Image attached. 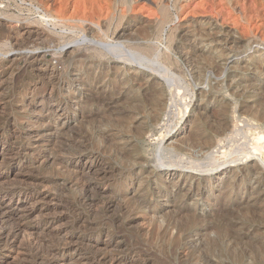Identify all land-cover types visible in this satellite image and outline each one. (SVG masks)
Instances as JSON below:
<instances>
[{
    "label": "rangeland",
    "instance_id": "1",
    "mask_svg": "<svg viewBox=\"0 0 264 264\" xmlns=\"http://www.w3.org/2000/svg\"><path fill=\"white\" fill-rule=\"evenodd\" d=\"M125 1L124 5L121 0H36L35 8L61 22L49 25L47 30L54 31L49 36L39 32L17 36L12 27H41L40 14L30 0H0V21L7 24L0 26V264H205L198 259L201 253H193L188 244L200 246L208 240L201 231L213 222L210 215L215 210L240 202L244 204L229 219L243 241L219 246L212 264H264V184L256 182L263 176L246 170L254 161L212 175L157 168L156 141L150 133L138 143L123 127L113 131L106 125L100 129L109 135L119 131L111 149L102 150L96 140H82L69 151L65 147L68 138L60 133L64 123L60 109L65 107L58 91L63 84L60 75L69 81L91 76L86 82L103 96L118 86L127 90L150 84L162 93L159 109L169 111L172 93L159 80L162 77L145 73L128 58L168 72L180 87L181 94L176 95L180 102H175L178 108L174 104L177 110L173 108L180 119L167 146L181 145L193 131L202 105L212 111L216 106L227 108L231 131L239 120L264 126V29L257 30L264 25L263 7L257 13L254 0H237L235 6L228 0H181L163 32L167 25H161L158 0ZM200 20L211 25L202 26ZM222 24L215 42L198 34L192 40L179 37L197 28L215 35V26ZM122 26L128 36H122ZM84 36L113 48L104 53L94 43L77 45ZM231 38L241 40V48ZM140 41L147 43L138 45ZM119 43L128 45L132 57L120 51ZM62 45L70 48L60 53ZM84 95L88 93L81 89L75 93ZM185 97L191 98L189 114L184 113ZM89 154L99 156L92 171L84 169L90 164ZM183 156L205 161L195 148L167 154V161L178 163ZM254 188L258 194L250 195ZM177 207H188L192 216L206 220L188 228V217L174 215ZM178 225L183 226L181 231Z\"/></svg>",
    "mask_w": 264,
    "mask_h": 264
},
{
    "label": "bare ground",
    "instance_id": "2",
    "mask_svg": "<svg viewBox=\"0 0 264 264\" xmlns=\"http://www.w3.org/2000/svg\"><path fill=\"white\" fill-rule=\"evenodd\" d=\"M11 1H13V0H11ZM30 1H32L31 7L34 9V11H36L37 13L40 14L38 22H41V23H39L38 25L39 26L41 25V27H36L33 25L29 26L27 24L26 25L21 24L20 26L12 27L13 33L17 36H18V34L22 35V33H26L28 36L29 34L32 35L33 33L36 34L38 32H39L38 35H40V34L48 35L49 33L51 34L52 32H54V31L49 32V31H51V29L48 31L47 28L48 27L50 28L51 26L57 27L61 21L58 18H56L55 16L50 15V13L49 14L42 13V12H40V8H38V7L35 8V5L33 3L36 0H30ZM121 1H122L121 2L122 4H124V5L127 4V2L125 0H121ZM180 1L181 0H176L173 4H170V3L168 4L165 2V0H158V4L156 6H157L159 12L162 14V17H163L161 25H167L173 20V11H175V9H177ZM228 1L230 3H232L234 6L236 3H238L237 0H228ZM6 3H8V2H6ZM254 3L256 5V12L257 13H260L261 10H263V12H264V0H254ZM262 7H263V9H261ZM234 9H235V7H234ZM118 17H120V16L118 15ZM0 20H1V18H0ZM34 21H35V19H34ZM3 22H6V21H3V20H2V22L0 21V26H6L7 27V24L3 23ZM13 23H15V22L13 21ZM198 23H200V22H198ZM224 23H225V21H224ZM209 24L201 21L202 26L209 25ZM49 25H51V26H49ZM9 26H11V25H9ZM212 26H214V24H212ZM224 26H225L224 24H222L221 27L216 25L214 29L218 30V32H216L215 35L208 33L206 30L197 28L196 31L194 30L192 33H189V32L186 33L183 31L179 34V37L181 39L192 40L193 37L198 34L202 38V40L209 39L211 42H215V41L219 40L217 38L218 37L217 35L219 33L223 32ZM34 28H36V29H34ZM122 28H123L121 31L122 36H128L130 34V33H128L129 32L128 29L124 28L123 26H122ZM146 28H149V27H146ZM160 28H158V30ZM162 28H163V32H165L166 29L168 28V25L165 27L163 26ZM52 29H54V28H52ZM260 29H264V25H263V27H257V30H259V32H260ZM8 32H10V31H8ZM45 32H47V33H45ZM100 32H102V31H100ZM174 33H176V32H174ZM8 34H10V33H8ZM190 34H191V36H190ZM102 35L104 36V34H102ZM230 35H231V33L228 32L227 37ZM109 36H107V39ZM44 37H47V36H44ZM58 37H60V36H58ZM169 37H170V35H169ZM225 39H227V38H225ZM139 40H141V39H139ZM91 41H93V42H91ZM229 41H231L236 46V48H241V46H240L241 40H239L237 38H231ZM263 42H264V39H263ZM77 43H78L77 45H80V46L85 44V43H88V44L94 43V46L96 48L100 49L101 51H103L104 53L110 52V49L113 48V44L104 43V42L101 43V41L96 42L94 39L88 40V38H86L85 36L82 37V39L80 41H77ZM145 43H147V42H144V41L141 42L140 41V42H138V45L143 46ZM253 43H255L257 45H262L261 42H259L257 40H255ZM118 46L120 47V51L122 53L129 55L130 52L126 48V46H128L127 44L125 46L124 43H119ZM135 47H137V46H135ZM69 48H70V46H68V45H64V46L62 45V47L59 49V52L63 53L66 50H68ZM143 50H144V48H143ZM204 51H205V49H203V52ZM57 52H58V50H57ZM255 52H259V50H255ZM189 55H191V54H189ZM129 56L132 57V55H129ZM157 57L159 59L160 55H157ZM127 61H129L132 65H138L140 67V69H142V71H144V69H145V71H144L145 73L153 74V75H159L163 78V80H162V78L160 77L161 79H159V80L163 84H165L167 86L168 90L172 93L171 100L173 101V103L170 104L169 111L168 112L165 111L166 107L159 109L160 97H162V93L159 90H157V88L153 87L150 84H145V86H140L137 89L135 87H131L127 90L122 88L121 86H118L117 88H114L111 91V93H109L107 96L106 95L103 96L101 93H99V91L97 89H94L95 87L93 88L92 85H90L91 82L89 84L86 82V81L91 80V76L83 75L77 79L75 78V80H73V81H69L68 77L66 75H60L59 77H60V79L63 80V84L61 85V88L59 87L60 90H58V91L60 92V95H61V98H60L61 101H65V107H61V109H60V112H61L60 116H62L64 118L63 119L64 123L62 122L63 124L61 125L60 133L64 137L68 138V141L65 143L66 144L65 147L67 149L69 148V146H70V148L71 147L77 148L78 147L77 145L82 140L83 141L96 140L100 145L102 144L101 149L106 151V150L111 149L113 147V145H114L113 143L115 142L116 137H118L119 131L115 135H109L110 132H105L102 129H100V127L106 125V126H109L110 128H112L113 131H117L118 129L123 127L124 132H127L128 134H130V136H131L130 138L138 140V143H139V140L143 139L144 135H146L147 133H150V138L153 137V140L156 141V144H154L153 147H154V156H155L154 162L156 163L157 168H167V169H170V171H174L176 169H180V170L183 169V170L189 171L191 169L193 171H197L198 173H202V174L206 173L207 175H212V174L216 173L218 170H222V169L224 170V169H227L229 167H233L239 162L247 163V162L252 160V161H254V165H252L251 167H248L246 170H247L248 174H254V176H263V177H259L256 182H257V184H264V174L261 175L262 174L261 172H263V170H264V126H257V125L255 126L252 123L251 124L247 123L248 121L246 122L245 120L244 121L239 120V122H237L235 124V126L233 125L234 129L232 128L233 130L231 131L230 130V118L228 116L227 108H225L223 106H216L215 110L212 111L214 109L213 107H212L213 108L212 110H207L208 108L206 106L202 105V106L197 108L196 117L194 119L195 127L193 128V131H191L190 133L187 132L186 136H184L183 139L180 141L181 145H179V146L178 145L167 146L166 145L167 141L169 139L170 140L172 139L171 137H173V134H174V132L178 126L179 122H177V120L180 119V118H177L178 117L177 115H179V114H175L176 111L173 110V108H175V107L178 108L177 103L180 102V101H178V102L176 101V95L181 94V91L179 90L180 87L175 86L176 82L173 79V76L171 77V75L168 72H166L165 74L161 73V71L157 70V68L154 65H147L142 61L137 62L136 60L130 59V58H128ZM262 65H263V63H262ZM87 70L88 69H86V71ZM146 70L148 72H146ZM145 73L143 76H145ZM90 74H93V72L92 73L90 72ZM112 85H114V84H112ZM78 89L84 90V92H87L88 95L78 96V97L75 96V93L77 92ZM53 92H55V91H53ZM69 95H70V97H69ZM191 98H192V96H191ZM191 98H189V99L186 98L187 99L186 101L184 99V102H185V104L183 103L184 109H185L184 113H186V114H189L191 111L190 107H189V104L191 103ZM175 102H177V103L175 104ZM174 104H175V107H174ZM173 115H175L174 120L172 117ZM181 115L182 114H180V117H182ZM138 117H141L140 120H138ZM189 117H191V116H189ZM70 121L72 123H70ZM130 124H134V127L131 128ZM153 140H151V141H153ZM86 144H87V142H86ZM181 146H185V148H183ZM192 148L198 149L203 154L205 161L201 160L202 162H199L200 160L196 161L195 159H194L195 160L194 161V160L189 159V157L185 158L184 156H183V158H180V161L178 163H174L177 159H175L174 162H168L167 161L168 160L167 154H172V153L177 154V152L181 153L184 150L190 151ZM69 149H68V151H69ZM1 150H3V149H1ZM195 153H197V151ZM118 154H120V153L118 152L117 155ZM182 155L187 156L186 154H182ZM76 156H77V154H76ZM98 157L99 156L95 155V154L88 156L87 160L90 161V164L88 166L84 165V169H88L89 171L94 170L96 167L97 161L99 159ZM176 157L179 158V156H177V155H176ZM66 162H67V160H66ZM69 163L70 162L68 161L67 163H65V165L68 166ZM70 166H71V164H70ZM70 166H69V168H70ZM82 167H83V165H82ZM243 172H245V171H243ZM194 175H198V174H194ZM136 183L137 182H135V184ZM258 192H259V189L254 188L250 192V195H256V194H258ZM158 193L160 194L161 192H158ZM91 195H92V193H91ZM18 198H19V196H18ZM242 204H244V202H240L239 204H236V207L232 206L230 208H225V207L221 206V208L215 210L210 215V217L213 219V222L208 224L206 227H204V230L201 231L202 232L201 235L203 236V238L208 237V240L204 241L203 244H201L200 246L188 244L190 249H192L193 253H195V254L201 253V255H198V259L201 260L203 263L212 264L213 263L212 262V256L215 255L217 248L219 246H221L222 244H224L226 241L228 243H231L233 246L239 245V244H241V241H243L242 237L236 233L235 225L230 223V219H229L231 216H233L234 213H236V211L242 206ZM163 211H165V210H163ZM154 213H156V208L154 210ZM157 215H158V213H157ZM174 215L177 217H180V218L182 217V218H186V219L188 217L189 218V219H187L188 223L186 224V227H188V228L191 226V223L193 225H197L199 222H205V220H206V218L192 216L191 209L188 207H184V208L177 207L176 213ZM160 227H162V226H160ZM176 227H177L178 231H181L183 226L178 225ZM211 233H214L216 235V237L212 238V239L209 238ZM251 233H253V232H251ZM245 237H246V235H245ZM200 243H202V242H200ZM217 258L219 259V257H217Z\"/></svg>",
    "mask_w": 264,
    "mask_h": 264
}]
</instances>
